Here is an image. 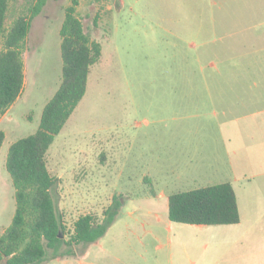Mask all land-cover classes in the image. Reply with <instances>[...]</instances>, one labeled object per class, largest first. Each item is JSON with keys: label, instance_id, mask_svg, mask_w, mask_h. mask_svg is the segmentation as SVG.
<instances>
[{"label": "rangeland", "instance_id": "374dc122", "mask_svg": "<svg viewBox=\"0 0 264 264\" xmlns=\"http://www.w3.org/2000/svg\"><path fill=\"white\" fill-rule=\"evenodd\" d=\"M71 1L47 0L22 47L26 91L0 120L8 132L0 150V236L16 211L8 150L39 129L61 84L60 30ZM36 2L14 1L6 27L29 17ZM169 8L187 17L167 16ZM77 15L103 54L46 157L65 240L81 216L102 222L115 197L122 208L96 243L75 244L71 257L50 252L43 264H169L173 234L153 218L168 219V200L150 195L224 182L236 190L242 224L229 232L235 238L214 246L217 256L264 264V0H80ZM195 21L215 28L194 36Z\"/></svg>", "mask_w": 264, "mask_h": 264}, {"label": "trees", "instance_id": "16d2710c", "mask_svg": "<svg viewBox=\"0 0 264 264\" xmlns=\"http://www.w3.org/2000/svg\"><path fill=\"white\" fill-rule=\"evenodd\" d=\"M0 0V117L16 102L24 88L22 47L32 21L42 12L47 0H37L29 17L20 16L6 27L11 4ZM80 0H72L65 10L60 30L62 79L46 104L39 129L10 146L6 169L15 188L16 211L11 225L0 237V264H43L74 256L73 246H87L105 236L119 217L122 202L117 197L105 211L102 222L83 215L74 233L65 240L64 225L56 202L58 181L47 166V153L86 95L92 67L103 54L91 40L77 15ZM6 135L0 130V149ZM169 219L176 224L223 226L241 221L237 194L230 182L178 192L169 197ZM66 248V249H64ZM64 249V251H63Z\"/></svg>", "mask_w": 264, "mask_h": 264}, {"label": "crops", "instance_id": "0c3cea01", "mask_svg": "<svg viewBox=\"0 0 264 264\" xmlns=\"http://www.w3.org/2000/svg\"><path fill=\"white\" fill-rule=\"evenodd\" d=\"M168 6H169V4H168ZM180 6H181V4H180ZM166 15L171 16V17L184 15L183 17H187L186 12H185V14H183L182 11L181 12L180 11L175 12L173 9H170V8L167 9ZM186 19L182 20L181 25H184V26L187 25ZM171 21L172 20H170V22ZM183 21H184V24H183ZM171 26L173 27V30H174L175 23L171 22ZM214 28H215L214 26L208 27V29H210V31H213ZM181 29L183 30L182 27H181ZM208 29L205 28V30H203V29L199 28L197 26V22L195 21V25L191 28V30L194 33L192 31L191 32L193 33L194 36H198V34L200 36H202L204 33L209 32ZM183 31L186 33L185 27H184ZM186 37H188V36H186ZM258 40L264 42V39H262L260 37H258ZM23 63H24V60H23ZM24 76H25L24 88H23L21 95L16 100V102L7 110V112L3 116L0 117V120H2V118H6L10 114V112L14 108L15 104L20 100V98L24 95V93L26 91L25 63H24ZM254 85L257 86V83H255ZM206 95L212 96L211 91L206 90ZM262 124L264 125V120L262 121ZM0 130L4 131L5 135L7 137L8 132L4 128H2ZM13 133H14V130L11 134H13ZM5 140H6V138H5ZM4 143H5V141H4ZM3 146H4V144H3ZM3 146H2V148H3ZM9 149H10V147H9ZM8 152H9V150H8ZM191 157L192 156L187 157L188 162H190ZM190 164L192 166V163H190ZM3 165H4V161H3ZM184 165L186 166V164H184ZM173 167H175V165H173ZM174 175H176V172ZM235 192H236V190H235ZM172 194H174V193H172ZM172 194L171 193L167 194L165 191H160L158 194L155 193V194L150 195V196H152L153 199H157V200L167 199L168 200V219H166L164 215H160L159 213L154 214L153 218H154V222L156 225L162 226L166 233L173 234V236H172L173 238H169L167 240L168 241L167 242V250L170 253L173 252V255L171 253V256L169 258V264H232V258H225V259L219 258L217 256L219 249H218V247L217 248H215V247L218 243L221 244L220 242L222 240H224L227 236L230 237V238L228 237L227 239H231V238L236 237V235L229 234V232L232 231L233 229L239 228L241 226L242 217H241L240 223L236 224V225L204 226V225L176 224V223L171 222L169 219V197ZM240 215H241V211H240ZM12 220H13V218H12ZM7 228H4L1 231L2 232L1 236L6 231ZM149 233L158 242L157 248L163 249L164 244L161 243V237L154 230L149 231ZM236 245H237V243L234 245V247ZM174 253H177L178 256L174 255Z\"/></svg>", "mask_w": 264, "mask_h": 264}]
</instances>
